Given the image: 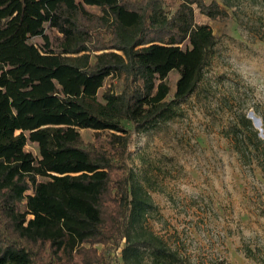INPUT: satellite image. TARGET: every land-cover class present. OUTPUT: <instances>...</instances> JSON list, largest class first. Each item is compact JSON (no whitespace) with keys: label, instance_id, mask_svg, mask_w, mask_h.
<instances>
[{"label":"trees","instance_id":"trees-1","mask_svg":"<svg viewBox=\"0 0 264 264\" xmlns=\"http://www.w3.org/2000/svg\"><path fill=\"white\" fill-rule=\"evenodd\" d=\"M196 9L228 16L218 0H0V264H101L115 247L142 264V246L151 264L183 263L130 234L153 206L130 160L135 134L182 115L211 64L218 39ZM240 119L235 135L264 147Z\"/></svg>","mask_w":264,"mask_h":264},{"label":"rangeland","instance_id":"rangeland-1","mask_svg":"<svg viewBox=\"0 0 264 264\" xmlns=\"http://www.w3.org/2000/svg\"><path fill=\"white\" fill-rule=\"evenodd\" d=\"M218 1L228 12L222 21L195 11L218 43L182 115L134 136L135 184L153 206L130 234L153 232L182 264H264V147L250 129L235 135L246 115L264 139V0ZM169 78L174 87L177 73ZM141 248L142 264H151L150 248ZM121 249L106 248L101 264H129Z\"/></svg>","mask_w":264,"mask_h":264}]
</instances>
